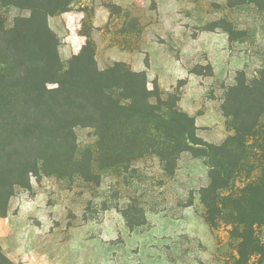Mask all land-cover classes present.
Returning a JSON list of instances; mask_svg holds the SVG:
<instances>
[{
    "label": "rangeland",
    "instance_id": "1",
    "mask_svg": "<svg viewBox=\"0 0 264 264\" xmlns=\"http://www.w3.org/2000/svg\"><path fill=\"white\" fill-rule=\"evenodd\" d=\"M83 4L76 0L67 11L46 18L61 62L80 55L89 40L87 55L95 53L99 71L124 63L145 73L151 101L174 105L195 128L178 116L191 135L166 141L162 132L150 130L157 144H135L125 140L127 125H119L117 140L102 145L93 127L76 126L66 143L59 138L49 146L29 185L16 188L0 218L2 253L13 264H264L259 255L241 256L232 224L207 222L201 197L211 184L207 158L179 151V144L205 150L192 141L219 146L233 135L223 107L240 78L251 81L264 70V0ZM82 12L81 20L69 22ZM30 16L19 0H0V62L8 60L18 78L38 67L28 58L51 53L47 40L42 51H21L27 45H20L13 31ZM5 39L19 49L8 52ZM163 113L169 111L164 107ZM259 166L246 168L219 191L223 213L239 189L255 184L257 196L245 194L241 206L246 221L257 216L264 199V161ZM256 230L264 243V222ZM243 248L252 250L249 242Z\"/></svg>",
    "mask_w": 264,
    "mask_h": 264
},
{
    "label": "trees",
    "instance_id": "2",
    "mask_svg": "<svg viewBox=\"0 0 264 264\" xmlns=\"http://www.w3.org/2000/svg\"><path fill=\"white\" fill-rule=\"evenodd\" d=\"M75 1L19 0L21 7L31 11L30 18L18 22L13 31L19 44L27 45L21 51L30 47L33 54L42 51L47 40L51 53L28 58L29 65L38 63V67L21 71L23 78L12 75L8 60L0 62V218L7 215L16 188L29 185L31 174L43 168L49 146L59 138L66 143L78 125L93 127L102 145L117 140L119 125L128 126L122 127L125 140L135 144L142 140L157 144L150 130L162 132L166 141H175L180 134L191 135L178 116L195 128L192 119L176 112L174 105L151 101L153 92L147 88L145 73L134 72L124 63L99 71L95 53L87 55L89 40L80 55L66 64L61 62L57 37L50 31L46 18L67 11ZM3 42L8 43L7 39ZM6 46L8 52L19 49L9 43ZM48 84L57 87L49 89ZM164 107L168 115L163 113ZM223 110L231 118L233 130L224 144L211 145L196 139L192 143L205 150L179 144V151L201 152L207 158L211 184L201 193L208 210L207 222L212 227L221 221L232 224L235 237L241 240V256L256 254L263 262L264 243L256 225L264 222V199L258 203L257 216L249 221L245 220L241 206L245 194L257 196V186L249 184L239 189L228 213H223L225 208L219 204V191L228 188L246 168L255 170L264 161V70L251 81L245 76L240 78L229 89ZM150 125L152 128L147 129ZM252 163L259 165L252 167ZM245 242L252 247L250 253L244 251ZM0 262L13 264L2 253L1 246Z\"/></svg>",
    "mask_w": 264,
    "mask_h": 264
},
{
    "label": "crops",
    "instance_id": "3",
    "mask_svg": "<svg viewBox=\"0 0 264 264\" xmlns=\"http://www.w3.org/2000/svg\"><path fill=\"white\" fill-rule=\"evenodd\" d=\"M83 1H84V4L82 6H85V5H89V1H91V0H83ZM83 15H84L83 12L82 13H77L75 15H72V16L69 17V22L72 23V22H75V21H77L79 19L81 20ZM69 38H71L73 41H75L74 35H71Z\"/></svg>",
    "mask_w": 264,
    "mask_h": 264
}]
</instances>
